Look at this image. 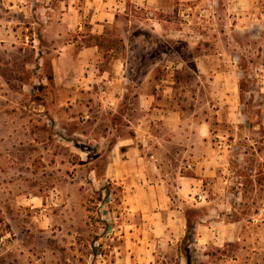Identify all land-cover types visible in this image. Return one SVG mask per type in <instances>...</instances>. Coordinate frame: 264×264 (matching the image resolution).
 Wrapping results in <instances>:
<instances>
[{"label": "crops", "instance_id": "obj_1", "mask_svg": "<svg viewBox=\"0 0 264 264\" xmlns=\"http://www.w3.org/2000/svg\"><path fill=\"white\" fill-rule=\"evenodd\" d=\"M129 3L152 10L147 20L163 28L166 37L175 23L184 26L176 30L180 36L187 34L186 14L192 7L194 24L221 25L210 31L215 39L233 38L236 31L264 38V0H86L83 7L65 1L61 15L42 34V53L51 56V66H44L50 75L38 76L43 91L31 97L34 116L28 110L20 117L30 118L36 135L50 130L54 147L39 142L47 143L49 151L58 148L54 156L59 166L65 147L81 157L79 163L66 160L68 164L86 166L87 145L94 143L105 168L100 183L118 189L109 192L112 203L103 209L108 222L118 223L121 264L128 263L123 253L131 258L130 264H264V144L247 147L255 146L257 167L263 168V176H251L247 189L232 187L239 180L232 175L233 154L247 148L237 139L227 141L237 131L241 135L251 130L245 100H258L264 116V65L238 66L243 51L235 45L221 49L218 56L224 66H195V88L184 92L189 104L174 102L176 82L156 79L159 66H139L136 55L108 60L96 42ZM207 6L212 7L209 17ZM84 23L89 29L80 40L91 41L78 45L71 38L72 29L82 34ZM193 33L206 36L203 31ZM171 65L161 68L170 70ZM183 65L180 61L174 69ZM43 197L27 198L26 209L44 205ZM81 198L74 194L66 207L79 204L76 210L86 211ZM65 200L62 195L60 202ZM50 205L60 206L58 201ZM55 210L52 206L48 211ZM62 212L67 225L75 223L71 209L56 214ZM29 250L21 245L20 262L43 261ZM45 259L65 262L60 254Z\"/></svg>", "mask_w": 264, "mask_h": 264}, {"label": "rangeland", "instance_id": "obj_2", "mask_svg": "<svg viewBox=\"0 0 264 264\" xmlns=\"http://www.w3.org/2000/svg\"><path fill=\"white\" fill-rule=\"evenodd\" d=\"M65 1H74L75 5L83 7L86 0H0V264H24L18 259L21 245L30 249L28 253L44 258L37 264H54L45 259L53 254L64 257L65 262L61 264H121L118 258L123 248L119 242L118 223L115 220L108 222L103 209L104 205L112 203L107 197L109 192H118V189L107 182L100 183L105 168L100 152L93 147L94 143L87 145L86 160L89 164L86 166L74 168L68 164L66 160L79 163L81 157L66 147L60 150L65 159L59 166L54 156L59 150L53 148L55 138L47 132L50 130L43 131L41 136L36 135L30 118L20 117V113L34 116L36 104L31 97L43 91L38 76L50 75L44 66H51V56L42 53V34L49 23L61 15ZM206 9L209 17L212 7L207 6ZM151 11L129 3L126 11L109 26L108 34L97 37L96 42L108 60L121 54L131 60L136 55L139 66H159L155 72L156 79L170 78L176 82L172 91L174 102L189 104V101H184V92L195 88L198 78L195 66H224L223 57L218 56L221 49L231 45L240 48L243 57L238 59V66L264 65V38L260 36L236 31L233 38L215 39L210 31L221 25L194 24V8L191 7L186 14L190 15L189 19L185 18L187 34L180 36L176 30L184 26L175 23L169 26L171 31L166 37L163 28L154 27L147 20ZM83 25L82 34L72 29L71 38L77 40L78 45L91 41L88 37L80 40V36L87 34L86 28L89 29L86 27L88 23ZM194 31H203L206 36L196 37ZM225 58L231 59L229 55ZM180 61L184 63L182 69H174ZM171 62L170 70L161 68ZM41 67L45 70L39 71ZM250 72L255 74V71ZM248 86L249 83L245 82L243 89ZM245 101L249 105L251 123L247 122V125L248 128L251 125V130L241 135L237 131L227 141L237 139L246 148L259 146V143L264 144V116L260 113L261 108L257 107L258 100ZM28 110L31 111L27 113ZM40 140L53 145L51 151L47 143L40 144ZM227 141L220 142L225 144ZM80 146L84 148V145ZM255 146L237 149L233 154L232 175L239 180L235 179L232 187L236 184L248 189L252 184L251 176H257V180L263 176L262 164L257 167L259 156ZM77 193L81 194L80 202L86 211L76 210L81 206L79 204H70L69 209L66 207V201ZM35 194L44 196V205L40 202L36 208L29 206L26 209L27 198ZM62 195L66 200L61 203ZM51 201H58L60 206L50 205ZM46 205L48 210L52 206L58 211L66 209L69 212L71 209V220L74 217L75 223L67 225L66 212L56 214L55 210L52 214L45 209ZM122 255L128 259L126 264H130L129 255ZM142 256L146 257V253Z\"/></svg>", "mask_w": 264, "mask_h": 264}]
</instances>
